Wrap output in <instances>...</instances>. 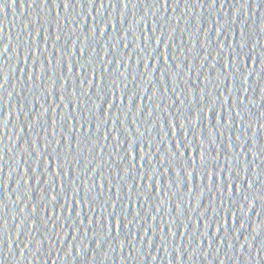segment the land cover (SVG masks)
I'll list each match as a JSON object with an SVG mask.
<instances>
[{
    "label": "water",
    "instance_id": "95a60500",
    "mask_svg": "<svg viewBox=\"0 0 264 264\" xmlns=\"http://www.w3.org/2000/svg\"><path fill=\"white\" fill-rule=\"evenodd\" d=\"M242 2L0 4V264H264V0Z\"/></svg>",
    "mask_w": 264,
    "mask_h": 264
},
{
    "label": "snow or ice",
    "instance_id": "6c2138e0",
    "mask_svg": "<svg viewBox=\"0 0 264 264\" xmlns=\"http://www.w3.org/2000/svg\"><path fill=\"white\" fill-rule=\"evenodd\" d=\"M13 2H14V0H13ZM34 2H35V0H34ZM43 2H45V3H47L48 2V0H43ZM132 2V0H126V3H125V7H127V4L128 3H131ZM212 2H213V4H215V2H216V0H212ZM248 2V0H243V2L242 3H247ZM4 3H6V0H0V4H4ZM93 3H94V0H93ZM62 6L64 7V8H71V7H73L74 5H73V0H62ZM233 22H235V21H233ZM5 51H8V49H5ZM2 54H4V53H0V55H2ZM174 67H179L178 65L177 66H174ZM229 67H230V69H231V67H232V64L230 63V65H229ZM241 76H243V73H241ZM261 79L262 80H264V74H262V76H261ZM248 81H247V78H244L243 79V83H247ZM241 86H243V85H241ZM3 87V85L2 84H0V88H2ZM218 99V98H217ZM229 111H231V102H229ZM221 121H223V116L221 117ZM106 121H104V123H105ZM141 135H144V133H141ZM108 139V136H105V140H107ZM176 155H178V153H174V156H176ZM134 166V165H133ZM25 222H27V220H25ZM40 244L41 243V241H37V244ZM28 246V245H27ZM27 246H25V248H27ZM38 249V248H37ZM21 255H23V251L20 253Z\"/></svg>",
    "mask_w": 264,
    "mask_h": 264
}]
</instances>
